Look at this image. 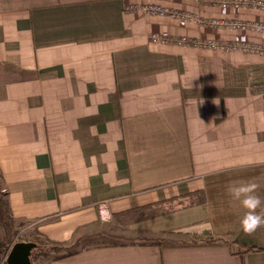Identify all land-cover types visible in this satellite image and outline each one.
Here are the masks:
<instances>
[{
	"label": "crops",
	"instance_id": "1",
	"mask_svg": "<svg viewBox=\"0 0 264 264\" xmlns=\"http://www.w3.org/2000/svg\"><path fill=\"white\" fill-rule=\"evenodd\" d=\"M148 2L264 20L212 0H0V170L12 213L63 244L138 211L144 238L200 239L51 253L42 264H264V227L246 235L228 192L254 180L264 199V56L151 40L264 44V31L137 8ZM217 237L226 241H203ZM230 240L256 250L234 253Z\"/></svg>",
	"mask_w": 264,
	"mask_h": 264
},
{
	"label": "built area",
	"instance_id": "2",
	"mask_svg": "<svg viewBox=\"0 0 264 264\" xmlns=\"http://www.w3.org/2000/svg\"><path fill=\"white\" fill-rule=\"evenodd\" d=\"M199 2L200 0H193ZM215 5L219 7L233 6L236 8L257 9L264 12V0H212ZM140 11L153 15V16H170L173 18L185 19L193 24L208 25L211 27H225L235 31L254 30L264 31V20H244L241 18H227L224 16L206 18L197 12L188 9H179L169 6H164L156 2H148L137 7ZM153 42L159 43H175L179 45L212 48L219 50H241L248 54H258L264 56V44L257 43L251 40H233L223 41L212 38L200 39L193 38L186 35L180 36H166L160 33H154L151 35ZM101 205H106L108 209V203L102 202L99 206V214L101 217ZM109 212V210H108ZM110 213V212H109ZM111 217V214H110ZM105 218L104 220H106ZM28 226L23 227V230H27Z\"/></svg>",
	"mask_w": 264,
	"mask_h": 264
},
{
	"label": "trees",
	"instance_id": "3",
	"mask_svg": "<svg viewBox=\"0 0 264 264\" xmlns=\"http://www.w3.org/2000/svg\"><path fill=\"white\" fill-rule=\"evenodd\" d=\"M27 225L24 223L18 221L11 209L10 199H9V191L7 189L4 177L2 175V172L0 170V264H7L6 260L4 259V256L8 254L11 246L21 240H30L34 241L37 245L33 248L31 259L34 262V264H37V259L40 257H45L51 253H59L61 256H67L70 254L77 253L83 249H88L91 247H100V246H115L120 245L118 242H106L105 244L99 243V244H90L88 246H80L81 245V239L76 240L74 243L71 244H63L54 242L48 239H45L41 237L37 231H34L31 233V236L28 238H20L19 236V230L20 228H23ZM28 231V229H27ZM28 233V232H27ZM174 233L172 231L169 232ZM181 232H178L177 235H180ZM112 237V235H110ZM139 242L135 243L132 242L134 239L131 240L132 243L130 244H147V243H154V244H174L178 241L176 238H170V237H156V238H144V237H137ZM136 240V238H135ZM192 242L200 241L197 237H190ZM189 240H182L180 242L185 243L186 241L189 242ZM205 243H216V242H225L226 239L222 237L217 238H205L203 239ZM231 248L233 249L234 253H245L248 251L256 250V248L244 246L240 243H238L235 240L229 241ZM127 243H121V245H125Z\"/></svg>",
	"mask_w": 264,
	"mask_h": 264
},
{
	"label": "clouds",
	"instance_id": "4",
	"mask_svg": "<svg viewBox=\"0 0 264 264\" xmlns=\"http://www.w3.org/2000/svg\"><path fill=\"white\" fill-rule=\"evenodd\" d=\"M228 192L245 209L240 224L246 235H252L257 229L264 227V210L258 211L264 204L258 183L254 180L234 183L229 186ZM105 218L110 219V213L106 205H101V219Z\"/></svg>",
	"mask_w": 264,
	"mask_h": 264
},
{
	"label": "rangeland",
	"instance_id": "5",
	"mask_svg": "<svg viewBox=\"0 0 264 264\" xmlns=\"http://www.w3.org/2000/svg\"><path fill=\"white\" fill-rule=\"evenodd\" d=\"M144 213V212H143ZM142 212H135L134 214H130L129 216H123V218L121 219L124 223V227H117L116 226H112L110 228H107V232L109 234H105L102 233L103 230H105L102 227V231H99L98 233L89 235V237L86 235L84 237H82L81 239V247L82 246H88L90 244H105L106 242H120V243H132V242H139L137 237H144V233H142L140 231V225L139 222L137 221L139 218L143 217ZM143 215V216H142ZM101 221L104 222H108L105 221L104 219H100ZM110 221V220H109ZM112 222V221H111ZM111 225V224H110ZM124 228V229H121ZM28 232V233H27ZM31 233L29 230H23V228H20L19 230V236L20 238H29L31 236ZM112 235V237L110 236ZM136 238V240H135ZM129 239H134V241L131 242V240ZM180 240H178L176 243H179ZM6 256H4V259L6 260ZM42 257H40L39 259H37V263L38 264H42Z\"/></svg>",
	"mask_w": 264,
	"mask_h": 264
},
{
	"label": "water",
	"instance_id": "6",
	"mask_svg": "<svg viewBox=\"0 0 264 264\" xmlns=\"http://www.w3.org/2000/svg\"><path fill=\"white\" fill-rule=\"evenodd\" d=\"M36 243L30 240H21L15 242L7 256V264H34L31 259L32 250L36 247Z\"/></svg>",
	"mask_w": 264,
	"mask_h": 264
}]
</instances>
